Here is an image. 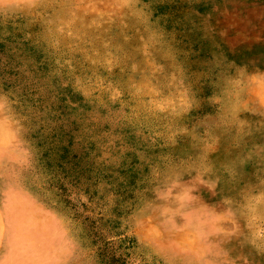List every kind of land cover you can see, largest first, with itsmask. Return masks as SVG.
Returning a JSON list of instances; mask_svg holds the SVG:
<instances>
[{
    "label": "rangeland",
    "instance_id": "374dc122",
    "mask_svg": "<svg viewBox=\"0 0 264 264\" xmlns=\"http://www.w3.org/2000/svg\"><path fill=\"white\" fill-rule=\"evenodd\" d=\"M241 2L0 0V264H264V0Z\"/></svg>",
    "mask_w": 264,
    "mask_h": 264
},
{
    "label": "bare ground",
    "instance_id": "6f19581e",
    "mask_svg": "<svg viewBox=\"0 0 264 264\" xmlns=\"http://www.w3.org/2000/svg\"><path fill=\"white\" fill-rule=\"evenodd\" d=\"M224 1V6H225V10H222L223 14H235V16H238L236 18H241L243 17L242 12V7L243 6V2H241L240 0H223ZM205 21V20H204ZM233 21V20H232ZM234 43V42H232ZM236 43V41H235Z\"/></svg>",
    "mask_w": 264,
    "mask_h": 264
}]
</instances>
